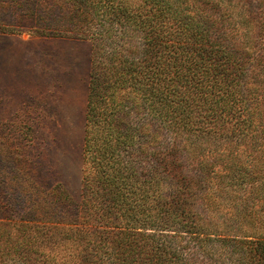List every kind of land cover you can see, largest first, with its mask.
Segmentation results:
<instances>
[{"label":"trees","instance_id":"1","mask_svg":"<svg viewBox=\"0 0 264 264\" xmlns=\"http://www.w3.org/2000/svg\"><path fill=\"white\" fill-rule=\"evenodd\" d=\"M18 4L91 71L82 200L0 222V264H264V0Z\"/></svg>","mask_w":264,"mask_h":264},{"label":"rangeland","instance_id":"2","mask_svg":"<svg viewBox=\"0 0 264 264\" xmlns=\"http://www.w3.org/2000/svg\"><path fill=\"white\" fill-rule=\"evenodd\" d=\"M20 1L0 0V222L11 226L40 220L42 201L60 192L71 201L60 211L82 200L92 48L84 34L43 29L60 5L46 20L43 6Z\"/></svg>","mask_w":264,"mask_h":264}]
</instances>
